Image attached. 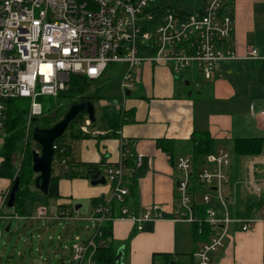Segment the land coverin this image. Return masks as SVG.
<instances>
[{
    "label": "crops",
    "instance_id": "obj_1",
    "mask_svg": "<svg viewBox=\"0 0 264 264\" xmlns=\"http://www.w3.org/2000/svg\"><path fill=\"white\" fill-rule=\"evenodd\" d=\"M233 9L234 34L226 47L233 49L238 58L219 62L210 80H204L196 68L178 76L167 65L145 62L134 72L133 88L118 98L120 105L104 98L95 106L97 123L85 132L90 136L66 139L73 162L101 164L103 175L119 161L123 141L127 142L129 151L144 157L140 168L130 163L131 185L124 203H116L114 209V203L111 206L109 241L116 251L123 249L124 264H166L161 257L154 259L155 254L178 255L177 264H190L188 256L193 255L198 264L196 254L205 242L194 237L191 224L175 221L171 216L179 204L177 187L183 178L176 161L179 157H190L193 161L194 137L199 134H209L214 151L227 150L230 144L225 196L233 214H245L249 205L264 198V116L261 114L264 111V0H234ZM253 49L259 52L260 59L246 58ZM103 108L127 112L132 119L113 135L103 120ZM246 132L256 136L245 137ZM239 139H261L262 152L257 156L237 157L234 144ZM3 144L1 138L0 151ZM2 161L0 156V166ZM54 174L58 175L57 169ZM11 185L10 179L0 177V207ZM193 190L195 203H201V187L195 184ZM109 194L108 183L94 186L89 178L59 181V198L49 203L53 214L46 209V218L54 219L59 212L69 216L67 220L72 221L68 223L66 236L70 238L71 251L75 238L82 240L80 230L72 222L81 218L83 206L89 209L88 218L94 209L93 201H105ZM154 205L161 206L163 216L168 218L146 223L144 230L127 242L136 228L134 218H141ZM36 208L45 209L42 204L34 205ZM123 209L128 211L126 218H121ZM263 210L264 207L252 209L248 219L260 218ZM2 212L12 213L5 207ZM29 218L6 217L3 225L11 227L13 220ZM211 262L264 264V226L257 223L254 232H243L240 225L233 224L224 247L212 255Z\"/></svg>",
    "mask_w": 264,
    "mask_h": 264
},
{
    "label": "built area",
    "instance_id": "obj_2",
    "mask_svg": "<svg viewBox=\"0 0 264 264\" xmlns=\"http://www.w3.org/2000/svg\"><path fill=\"white\" fill-rule=\"evenodd\" d=\"M233 4L234 0H0V139L5 135L9 101L30 100V119L39 117L42 105L38 99L56 98L66 91L72 75L98 81L111 67L126 64L123 96L133 88L129 83L134 72L145 62L167 65L178 76L196 68L204 80H210L219 62L238 58L226 47L234 34ZM246 58L261 57L253 49ZM261 114L264 116V111ZM90 125L87 117L83 131ZM126 146L123 141L119 161L105 170L110 194L89 217L95 225L93 233L82 241L75 238V264H96V250L104 245V241H97L100 228L112 219V204L124 203L129 194L130 163L136 168L144 163L142 155ZM230 163L231 154L224 149L207 155L196 174L190 157L176 161L183 178L177 187L179 204L172 219L201 222L195 211L197 187L193 190L198 184L203 191L201 204L207 207L205 222L214 229L196 254L198 264H212V255L224 247L233 224L240 225L243 232H254L257 223L264 226V210L258 219L232 216L225 196V169ZM8 197L7 193L0 207V236L6 219L1 212ZM163 213L161 206H152L141 218H134L136 228L142 230L146 223L162 219ZM38 215L46 217V209L38 210ZM127 216L123 209L121 218ZM68 218L63 213L55 216Z\"/></svg>",
    "mask_w": 264,
    "mask_h": 264
},
{
    "label": "trees",
    "instance_id": "obj_3",
    "mask_svg": "<svg viewBox=\"0 0 264 264\" xmlns=\"http://www.w3.org/2000/svg\"><path fill=\"white\" fill-rule=\"evenodd\" d=\"M107 72L98 81H92L86 76L72 75L70 77L69 88L66 91L61 92L56 98H39L38 102L42 105V115L33 118V123L35 124H33L32 128L30 129L29 137L32 138L33 130L36 127L51 128L52 126H54L63 118L67 110L75 103L89 101L96 106L101 100L104 99L102 90L105 87V84L103 83L107 81ZM95 83L96 87H94V89L92 90L90 87L92 85H95ZM30 110L31 102L27 99H16L11 100L7 103L4 129L7 138L4 140L3 147L0 151V156L3 158L0 166V177H5L12 180V186L15 180L17 178H20V189L16 194L15 207L10 209L7 207V205H5V208H8V210L12 211V213L9 215L3 214V216L5 217L29 218L32 216L34 205L45 203L49 204L50 199L59 198V181L62 178H90L93 172H99L102 170L101 164H86L81 162L75 163L70 159L71 154L70 149L66 144V139L69 137L71 140H79L90 136V134L82 131V127L85 125L87 115L85 113H81L70 124L65 134L55 142L56 154L53 163L51 184L47 196H44L36 188L35 182L33 191L30 189L29 184L26 183V180H30L31 172L34 173L32 168L31 171L27 169L29 167L28 164L25 167L23 162V166L21 167L20 172L18 173L16 178H13L16 168L12 164L13 162L11 159V152L16 148V145L23 141V138L25 136L24 125L26 118L29 116ZM102 114L103 120L105 121L108 130L113 135H116L120 128L132 119L130 116L131 114L124 111H118L116 109L103 108ZM96 123L97 121L94 124H91L90 127H94ZM262 148L263 142L261 139H239L235 141L234 154L237 157L257 156L262 152ZM214 152V141L209 136V134L202 133L194 137L193 164L195 174L201 169L203 165V160L201 159V161L200 158L204 156L206 157L207 155ZM62 160H66L65 165H61ZM55 169L58 170V175L54 174ZM131 183L133 184V181ZM130 185L131 184L129 183L128 186ZM104 202L105 201L101 199L94 200L93 207L96 208L98 205L103 204ZM115 204L116 202L113 204V209L115 207ZM249 206L246 212L247 214L238 212L233 214L232 212V216L239 220L248 219L252 209H260L264 207V198H261L257 202H253ZM206 209L207 207L205 205L197 203L195 205L196 217L201 220V222L191 224L194 237L197 240L204 241L205 243L209 241L214 232L212 225L205 222ZM61 214L62 212H59L57 215ZM63 214L65 213L63 212ZM164 218L168 217L164 216ZM142 230H144V227ZM139 231L140 230L135 228L133 234L127 242H129L132 237ZM111 237L112 219L104 222V224L100 228V236L97 238V241H104V245L99 246V248L96 250L93 259L96 264H115L117 251L115 245L111 241H109ZM156 257H161L166 264H169L171 262H175L177 264L176 257H178V255L174 256L170 254H155L154 259H156ZM188 257L190 258V264H195L193 255Z\"/></svg>",
    "mask_w": 264,
    "mask_h": 264
},
{
    "label": "rangeland",
    "instance_id": "obj_4",
    "mask_svg": "<svg viewBox=\"0 0 264 264\" xmlns=\"http://www.w3.org/2000/svg\"><path fill=\"white\" fill-rule=\"evenodd\" d=\"M126 69V64L111 67L107 72V81L103 83L105 84L102 90L103 97L114 101L116 105H120L118 98L122 97V75ZM129 84L133 85V80ZM94 87H96V83L90 88L93 90ZM97 117L99 122L100 113L98 110ZM33 124L35 123H33V118L30 119L29 113L24 125L25 136L23 141L16 145V148L11 152L12 164L16 168L13 178H16L20 172L23 162L25 167L27 164L29 165L27 169L31 171L32 152L41 151L40 146L29 137ZM253 136H256V134L245 133V137ZM6 138L7 135L2 137L3 142ZM229 147L230 144L227 146L226 151H231ZM36 178L37 175L31 172L30 180H26L32 191L34 190L33 186ZM55 200L54 198L50 199L49 203H55ZM50 204L45 203L42 205L45 209L50 210V214H53ZM1 213L3 215V212ZM80 213L81 218H78L77 222L72 223L80 230L79 236L83 240L87 238V234L91 235L93 233L95 225L89 220L90 216L86 218L89 213V209L86 206H83ZM71 221L70 219L57 220L54 218L48 220L46 217L41 218L38 215L37 208L34 209L32 216L28 220H13L10 230L7 232L4 227V231L0 236V264H62V262L75 264L72 260L70 238L66 236L68 223H71Z\"/></svg>",
    "mask_w": 264,
    "mask_h": 264
},
{
    "label": "water",
    "instance_id": "obj_5",
    "mask_svg": "<svg viewBox=\"0 0 264 264\" xmlns=\"http://www.w3.org/2000/svg\"><path fill=\"white\" fill-rule=\"evenodd\" d=\"M189 85V83L187 84ZM81 113H85L91 124L96 122V108L89 101L73 104L63 118L51 128L36 127L32 133V140L41 148L40 152H32V170L37 175L35 184L36 188L47 196L51 184L53 163L56 154L55 142L60 139L68 130L70 124ZM36 120V119H35ZM34 120V122H35ZM90 183L94 186L105 185L107 183L105 176L99 172H93L90 176ZM20 189V178H17L11 187L7 200V207L12 209L15 207L16 194ZM10 226L6 228L8 232ZM115 264H124L123 249H119L116 253ZM169 264H176L171 262Z\"/></svg>",
    "mask_w": 264,
    "mask_h": 264
}]
</instances>
